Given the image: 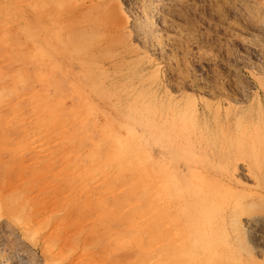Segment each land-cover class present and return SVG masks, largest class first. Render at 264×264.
<instances>
[{"label":"rangeland","instance_id":"rangeland-1","mask_svg":"<svg viewBox=\"0 0 264 264\" xmlns=\"http://www.w3.org/2000/svg\"><path fill=\"white\" fill-rule=\"evenodd\" d=\"M244 2L0 0V264H264V0Z\"/></svg>","mask_w":264,"mask_h":264},{"label":"bare ground","instance_id":"bare-ground-1","mask_svg":"<svg viewBox=\"0 0 264 264\" xmlns=\"http://www.w3.org/2000/svg\"><path fill=\"white\" fill-rule=\"evenodd\" d=\"M203 1V0H202ZM204 1H206V2H212L213 0H204ZM224 1V3H225V7L227 8V10H228V14H229V16L230 15H238V14H240V13H244L245 11L246 12H248V13H253V10L251 9L250 10V8L248 7V9H246V3L244 2V0H223ZM159 2V1H158ZM247 2V1H246ZM147 4V3H146ZM151 4V3H150ZM149 4V5H150ZM245 4V5H244ZM207 5V4H206ZM212 5V4H211ZM211 5L209 6V4H208V6H209V9L210 10H212V7H211ZM151 6V5H150ZM176 6V5H175ZM147 7H149V6H147ZM154 7V6H153ZM192 7V6H191ZM211 7V8H210ZM152 8V7H151ZM149 9V11L146 13V19L145 20H142V25H143V27H144V33H145V35H147V37L148 38H150V39H157L158 37V35H157V33H156V31H155V29L153 28V24H159L160 22H161V18L160 17H158L157 15H156V13H155V11H154V9ZM160 11V10H159ZM159 14V13H158ZM196 14V13H195ZM255 14V13H254ZM161 16V15H160ZM136 17V16H135ZM140 17V16H139ZM198 18V17H197ZM263 18V17H262ZM137 19V18H136ZM138 20H139V18H138ZM140 21V20H139ZM163 21V20H162ZM137 22V21H136ZM139 24V23H138ZM179 26V25H178ZM258 28L260 29V30H264V20L261 22V23H259L258 24ZM179 29V28H178ZM189 29V28H188ZM191 31V30H190ZM187 32V31H186ZM192 35L196 38V39H198V37H196V33H192ZM140 36V35H139ZM192 36V37H193ZM179 37V36H178ZM144 38V37H143ZM147 38V39H148ZM194 38V39H195ZM146 39V38H145ZM149 41V40H148ZM154 41V40H153ZM192 42V41H191ZM200 42V41H199ZM149 43V42H148ZM156 44H158V43H156ZM152 48H153V51L155 50V51H157V50H160L161 52H164L165 50H166V48H165V46L163 47V46H160V47H157V46H155V45H152ZM177 48V47H176ZM247 60V59H246ZM264 60V59H263ZM48 107H47V114L46 115H49L51 118L49 119V120H46V118H45V124L46 125H48V121L50 122V123H55L56 121V119L53 117V115L57 112V113H59V112H61L60 110H62V105L61 106H59V104H57V105H53V104H49V105H47ZM177 114V113H176ZM48 116V117H49ZM58 116V115H57ZM55 119V120H54ZM62 121V120H61ZM42 122H44V120L42 121ZM49 123V124H50ZM61 126V127H60ZM60 126H58V127H60V132H61V134H62V122H61V124H60ZM30 136V135H29ZM120 145V144H119ZM3 146V145H2ZM105 167V166H104ZM72 170V169H71ZM141 170V169H140ZM241 170V169H240ZM97 171V170H96ZM96 171H94V172H96ZM94 172H93V174H94ZM98 172V171H97ZM89 174V173H88ZM98 175V174H97ZM84 176V175H83ZM95 176V175H94ZM93 176V177H94ZM103 176V175H102ZM89 178V177H88ZM91 178V177H90ZM110 178H111V176H110ZM94 179V178H93ZM104 179V178H103ZM82 181V180H81ZM87 181V180H86ZM104 181V180H103ZM100 182V181H99ZM83 183V182H82ZM95 183H98V182H95ZM2 185V184H1ZM68 186V185H67ZM79 186V185H78ZM86 186V185H85ZM84 186V187H85ZM11 191V190H10ZM62 195V194H61ZM62 199V198H61ZM193 199V198H192ZM52 200V199H51ZM181 200H182V198H181ZM57 202V201H56ZM134 205V204H133ZM47 207V206H46ZM41 208V207H40ZM36 210V209H35ZM105 211V210H104ZM142 211V210H141ZM89 212V211H88ZM26 213V212H25ZM84 213V212H83ZM103 213V212H102ZM141 213V212H140ZM200 213V212H199ZM43 214V213H42ZM250 214V213H249ZM248 214V215H249ZM253 214H255V213H253ZM45 215V214H44ZM23 216V215H22ZM39 216V215H38ZM43 216V215H42ZM142 216V215H141ZM141 216H140V218H141ZM17 218V217H16ZM16 221H17V219H16ZM127 221V220H126ZM32 222V221H31ZM33 223H34V221H33ZM37 223V222H36ZM203 223V222H202ZM211 224V223H210ZM247 224H249V226H251V227H255V228H259V227H261V225L263 224L264 225V219L262 218V219H250V220H248V223ZM16 226L18 227V229L20 230V232L22 233V234H26V233H29L30 232V230L32 229V227H31V225H30V222H27V221H25V222H22V221H17L16 222ZM210 226V225H209ZM33 230V229H32ZM32 230H31V232H32ZM255 230V229H254ZM14 231V230H13ZM8 232V231H7ZM19 232V233H20ZM16 233V232H15ZM32 234V233H31ZM17 235V234H16ZM19 235V234H18ZM21 235V234H20ZM23 235V236H24ZM29 235V234H28ZM25 236H27V235H25ZM30 236V235H29ZM29 236H27V238L29 237ZM169 237V236H168ZM18 238V237H17ZM21 239V238H20ZM25 240H26V237L24 238ZM170 239V238H169ZM27 241V240H26ZM148 242V241H147ZM173 243V242H172ZM178 243V242H177ZM43 244V243H42ZM18 245V244H17ZM152 245V244H151ZM175 245V244H174ZM12 246V245H11ZM44 246V245H43ZM42 246V247H43ZM47 245H45V247H46ZM46 248H48V247H46ZM2 250V249H1ZM43 250V249H42ZM44 251H45V249H44ZM44 251H43V254H44ZM46 252V251H45ZM52 252V251H51ZM62 252V251H61ZM47 253V252H46ZM16 254V253H15ZM48 254V253H47ZM51 254V253H50ZM44 255H46V254H44ZM53 254H51L50 256H52ZM9 258V257H8ZM11 259H13V257H11ZM54 259V258H53ZM6 260H7V258H6ZM49 260V259H48ZM58 261V260H57ZM51 262V261H50ZM96 262V261H95ZM3 263V262H2Z\"/></svg>","mask_w":264,"mask_h":264}]
</instances>
